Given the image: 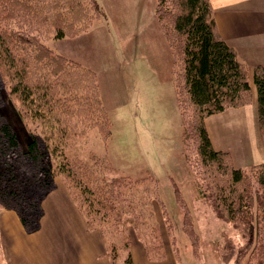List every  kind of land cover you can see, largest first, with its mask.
<instances>
[{
    "label": "trees",
    "instance_id": "obj_1",
    "mask_svg": "<svg viewBox=\"0 0 264 264\" xmlns=\"http://www.w3.org/2000/svg\"><path fill=\"white\" fill-rule=\"evenodd\" d=\"M162 1L168 4L161 7ZM159 4L157 18L174 51L184 145L195 149L203 172L217 182L215 191L204 192L206 197L229 220L239 215L248 245L255 244L244 264H264V164L254 165L251 174L234 167L228 151L214 148L206 127L208 117L250 103L253 92L247 68L220 36L210 0ZM98 15L96 0H0V84H7L9 94L25 109L23 118L49 124L46 135L31 131L29 147L24 149L11 122L0 113V208L14 210L27 232L37 231L44 216L42 202L61 176L89 230L102 233L110 264H134L133 241L126 222L120 220L125 207L120 199L137 196L134 191L141 185L151 195L157 187L149 178L111 175L107 153L80 151L96 133L107 138L111 122L90 88L91 72L42 41L44 35L63 39L83 32ZM253 83L264 144V66L254 67ZM18 171L34 174V191H20L10 184ZM253 178L262 188L260 193L249 187ZM36 203L40 215L33 221ZM139 208L142 215L148 212ZM150 223L157 229V221ZM189 234L194 237L192 231ZM138 241L149 264L153 263L150 242ZM241 262L237 259V264Z\"/></svg>",
    "mask_w": 264,
    "mask_h": 264
},
{
    "label": "rangeland",
    "instance_id": "obj_2",
    "mask_svg": "<svg viewBox=\"0 0 264 264\" xmlns=\"http://www.w3.org/2000/svg\"><path fill=\"white\" fill-rule=\"evenodd\" d=\"M159 3L161 0H96L99 15L88 29L63 39L44 35L42 41L54 53L91 72L90 88L97 92L111 122L107 138L96 133L80 151L107 153L113 169L111 175L133 180L149 178L157 187L154 195L145 194L141 185L134 191L137 196L130 194L126 201L120 197V203L125 202L120 220L126 222L140 253L138 239H143L150 242L154 258L150 264H237L240 258L244 264L255 252V244L248 245L239 215L237 220H229L206 197L204 192L215 191L217 182L203 172L195 149L187 150L184 145V126L174 87V51L157 18ZM166 4L162 1L161 7ZM134 12L138 18H134ZM249 83L254 92L250 103L230 108L233 111H227L223 117H215L218 135L213 134L215 147L229 151L234 167L244 169L247 174H251L254 165L264 164L257 91L253 80ZM83 91L88 90L84 87ZM88 95L94 96L93 93L84 96ZM231 112L240 117L232 119ZM0 113L11 122L24 149L29 147L31 131L46 135L49 130V124L31 123L23 118L25 109L9 94L7 84H0ZM239 123L242 129L234 126ZM17 174L10 184L20 191H34L31 190L35 185L34 174L24 175L21 171ZM58 183L66 186L61 176L55 178V186ZM250 185L254 193L262 191L254 178ZM138 204L148 212L142 215ZM0 210L14 212L20 221L14 210ZM39 215L36 203L33 221ZM153 219L154 224L157 221V229L150 225ZM191 231L194 237L189 234ZM46 244L40 243L41 257L45 254L50 263L59 260L57 251L62 252L61 246L59 250L45 249ZM135 247L134 264H146L137 256ZM2 252L0 241V264L5 261Z\"/></svg>",
    "mask_w": 264,
    "mask_h": 264
},
{
    "label": "crops",
    "instance_id": "obj_3",
    "mask_svg": "<svg viewBox=\"0 0 264 264\" xmlns=\"http://www.w3.org/2000/svg\"><path fill=\"white\" fill-rule=\"evenodd\" d=\"M210 3L220 36L235 49L238 59L245 64L250 82L253 80L254 67L264 66V0H210ZM133 15L134 18L139 17L135 12ZM227 111L233 110L229 108L206 119V127L215 149L213 134L218 135L215 117H223ZM231 113L232 119L239 115ZM234 126L242 129L240 123ZM43 209L44 217L36 233L27 232L14 212L0 210V241L4 264H110L105 256L106 246L102 233L89 230L64 184L58 183L46 196ZM41 241L47 242L45 249L59 250L61 246L62 252L57 251L60 259L50 263L45 254L42 258L39 250ZM133 245L137 246V256H141L148 264L142 246L140 253L135 243L131 246L133 260Z\"/></svg>",
    "mask_w": 264,
    "mask_h": 264
}]
</instances>
